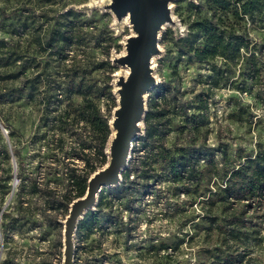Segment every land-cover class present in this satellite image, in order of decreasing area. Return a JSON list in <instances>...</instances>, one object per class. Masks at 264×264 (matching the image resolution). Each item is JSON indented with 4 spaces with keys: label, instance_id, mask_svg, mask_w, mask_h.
<instances>
[{
    "label": "rangeland",
    "instance_id": "1",
    "mask_svg": "<svg viewBox=\"0 0 264 264\" xmlns=\"http://www.w3.org/2000/svg\"><path fill=\"white\" fill-rule=\"evenodd\" d=\"M163 2L167 24L147 63L151 82L144 92L143 108L145 113L156 86L168 83L184 99L190 100L199 92L209 96L206 108L198 110V103L184 104L188 114L202 115L199 130L180 129L184 108L180 103H165L164 107L169 110L166 146L189 143L205 149L198 180L183 185L158 181L157 177L148 182L140 180L138 197L129 203L115 201L106 227L85 243L76 241L75 232L70 245L66 242L64 229L69 211L66 215L49 211L48 218L34 215L18 231H7L0 264H208L218 261L224 252L249 253L254 259L250 264H264V199L243 207L245 201L223 211L218 200L221 175L212 174L215 169L222 172L236 166L264 144L263 18L229 15L234 37L247 42L248 49H241L240 57L233 62L221 57L198 61L183 51V38L198 13L207 14L204 3ZM70 12L77 14L83 26L82 44L73 46L69 55L83 58L86 68L92 61L102 63L100 69L91 71V76L112 93L115 105L106 98L97 101L105 113L110 109L109 124L115 116L118 88L132 70L129 53L139 34L134 15L122 9L118 0H0V143L10 145L27 138L38 123V106L26 97L22 84L32 71L33 60L40 61L39 71L47 70L56 81L60 75L71 73L73 67L67 61L47 58L38 45L46 29ZM14 58L17 60L13 63ZM45 59L49 60L43 66ZM214 67L219 69L216 85L211 84ZM15 73H19L17 78ZM72 101L78 103L80 97L73 96ZM144 113L136 138L144 132ZM25 153L23 149L22 155ZM134 155L130 151V157ZM0 161L2 173L12 175L10 183L16 186L17 167L13 170L12 157H0ZM129 161L132 159L128 165ZM107 187L111 186H102L101 190ZM14 197L11 190L5 201L13 217L17 215L12 209ZM231 219L235 224L230 225L239 229L237 237L227 235ZM218 222L225 233L216 228ZM255 228L257 234L252 232Z\"/></svg>",
    "mask_w": 264,
    "mask_h": 264
},
{
    "label": "trees",
    "instance_id": "2",
    "mask_svg": "<svg viewBox=\"0 0 264 264\" xmlns=\"http://www.w3.org/2000/svg\"><path fill=\"white\" fill-rule=\"evenodd\" d=\"M202 2L207 14L198 13L197 18L190 23L188 33L183 38V51L191 53L198 61L215 57L230 62L237 60L241 49H248V43L234 37L229 15L233 18L247 16L251 20L260 15L264 21V0ZM81 22L83 21L76 13L70 12L46 29L44 38L38 41L41 51L47 58H56L64 63L67 61L73 67L72 71L60 75L56 81L47 70L39 71L40 61L33 60L30 65L32 71L23 78L22 84L26 97L38 106V123L27 138L15 140L10 145L0 143V157L8 160L10 156H14L17 167L14 174L18 180L16 186L12 187V175H4L0 168L1 253L5 234L9 229L18 231L34 215L48 218L46 214L49 211H61L66 215L70 204L85 195L89 177L108 160L106 148L112 133L109 124L110 109L107 113L102 111L97 100L106 98L115 105V97L110 91L97 85L91 76V71L100 69L102 63L92 61L89 65L87 63L86 68L82 63L83 58L77 57V54L69 55L73 46L82 44ZM227 28L228 31H225ZM16 60L14 58L12 62ZM48 60H44L43 66L47 65ZM212 70L211 84L216 85L215 77H218L219 69L214 67ZM13 76L17 78L19 73ZM175 88L170 83L158 85L148 98L143 116L144 132L134 139L131 149L135 157H130L129 160L132 161L122 170L119 184L102 189L94 209H88L77 220V242L85 243L91 235L106 227L115 201L129 203L136 199L140 193V180L148 182L157 177L158 181H171L181 185L198 180L199 164L206 155L205 149L189 143L166 146L169 110L164 107L165 103H180L184 107L181 113L183 125L180 129L199 130L203 123L202 115L199 112L188 114L184 104L198 103L195 106L198 110L203 106L206 108L209 96L199 92L188 100L178 95V89ZM73 96H79L80 101L74 103ZM23 149H26L25 155H22ZM139 152L144 155L137 156L136 153ZM212 174L221 175L218 200L223 211L245 201L247 203H243V207L252 206L264 199V144L258 145L253 155L245 157L236 166L223 169L222 172L215 169ZM16 188H19L17 192ZM11 190L12 197L15 196L12 207L17 214L15 217L9 213L8 205L4 207ZM8 217L15 225L7 221ZM230 224H235L232 219L227 235L237 237L239 229ZM215 226L221 233L226 232L221 231L222 223L218 222ZM252 232L257 234L258 229L255 228ZM79 243L76 250L79 249ZM222 244L225 245L226 241ZM217 259L218 261L208 264L254 262L249 253L234 255L224 252Z\"/></svg>",
    "mask_w": 264,
    "mask_h": 264
},
{
    "label": "water",
    "instance_id": "3",
    "mask_svg": "<svg viewBox=\"0 0 264 264\" xmlns=\"http://www.w3.org/2000/svg\"><path fill=\"white\" fill-rule=\"evenodd\" d=\"M122 9L131 10L135 17L139 39H135L129 53V65L132 69V81L124 96L121 111H116L115 116L121 128V133L116 142V152L109 162L106 171L96 170L88 179V186L83 197L75 199L70 204L69 216L66 223V242L70 245V238L74 235L77 220L86 210L92 209L97 202V194L102 186H114L121 181V172L128 165L132 142L139 133L135 124L140 122L144 113L143 101L140 103L141 94L150 84L149 69L146 55L152 53L156 46L155 29L160 19H165L166 8L163 0H118ZM13 167L16 161L12 156ZM16 178V177H15ZM17 179V178H16ZM7 205L5 202L4 207ZM1 255V252H0Z\"/></svg>",
    "mask_w": 264,
    "mask_h": 264
},
{
    "label": "bare ground",
    "instance_id": "4",
    "mask_svg": "<svg viewBox=\"0 0 264 264\" xmlns=\"http://www.w3.org/2000/svg\"><path fill=\"white\" fill-rule=\"evenodd\" d=\"M153 1L157 2V1H161V0H153ZM129 11L132 13L131 10H129ZM166 24H167L166 19H160V21L158 22V25L156 26V29H155V38H158L159 33L164 29ZM139 38H140V34H138V38L137 39H139ZM145 60L146 61H151L152 60L151 53H148L146 55V59ZM149 72H150V69H149ZM148 77L149 78H147V80L150 79V73H149ZM132 78H133V75H132V70H131L130 74L127 77L124 78V81L121 83V85L118 88L117 106H116V111H118V112L122 110L124 96H125V93H126V91L128 89V86H129L130 82L132 81ZM143 98H144V93L141 94V96H140V99H139L140 103L143 101ZM110 124H111V127H112V133H111V139H110V141H111L110 142V147L107 150L108 160L101 168L98 169V172L99 171L100 172L106 171L108 169L109 162L113 158V156L115 155V152H116V146L115 145H116L118 137H119V135L121 133V128H120V125H119V123L117 121L116 116H114L113 119L110 120ZM138 126H139V123L135 124V127H138ZM66 223H67V220H65V228H66ZM65 230L66 229H64V237H66Z\"/></svg>",
    "mask_w": 264,
    "mask_h": 264
}]
</instances>
